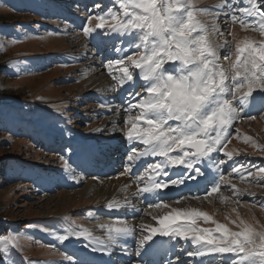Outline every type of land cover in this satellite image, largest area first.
I'll list each match as a JSON object with an SVG mask.
<instances>
[{
    "label": "rangeland",
    "instance_id": "obj_1",
    "mask_svg": "<svg viewBox=\"0 0 264 264\" xmlns=\"http://www.w3.org/2000/svg\"><path fill=\"white\" fill-rule=\"evenodd\" d=\"M230 1L235 4L236 9L240 8L238 0ZM86 2H91L90 11H85L81 5ZM102 2L103 0H0V237L9 236V232V237L13 238L11 241L0 240V247L5 248V253H0V260L4 257L6 264H22L20 259L26 260V264H69L65 257H71L72 254L69 252V255L65 248L61 249L64 241L61 242L58 237L70 236L65 242L75 243L81 239L76 234L82 233L83 229L86 234L106 240L107 229L104 225H99L100 228L97 226L99 220L105 218L102 219L96 209L106 206L95 188L97 185L87 189L85 180L76 187L63 186L61 180L66 177L64 159H68L73 167L67 157L71 147L59 137L60 133H51L53 128H48L43 133L39 127L37 132L34 130L43 114L45 116L39 122L42 128L53 122L51 117L56 119L57 115L62 114L77 134L86 132L94 137L97 133L110 138L109 134L106 136L95 129H102L103 125L111 124L112 121L99 117L102 107L96 98L85 101L93 93L96 95L99 87L106 83L109 86L113 83L120 89L118 80L122 74L119 73L118 66L113 67L111 72L107 68L112 55H109L108 50L90 46L96 39L106 44L109 35L96 30L88 38L82 31L88 14L95 15L107 10L94 7L103 6ZM221 2L222 0H188L190 10L205 27V34L210 41L214 45L227 46V49L217 48L218 64L223 70L230 71V41L234 56L236 44L242 45L245 39L250 41L248 33L258 42H264V34L259 31V26L255 30H244L240 22L243 15L238 11H234L237 19L231 26L227 25L228 21L220 14H211ZM46 3L49 5L44 11H40V7ZM23 6L29 7L25 10ZM74 21L78 24L75 25ZM95 22L94 19L91 21L93 27ZM234 26H240L243 32ZM136 39L131 37L121 42L127 48L126 45ZM255 44L258 46L257 42ZM114 48H110V51ZM131 54L136 55L135 52ZM226 56L228 59H225ZM93 59L96 60L95 63ZM116 59L112 60L113 64ZM12 60L13 64H9ZM3 61L8 63L5 65ZM91 63L94 64L90 65ZM136 114L137 110L123 112L118 119L122 123L121 127H126L125 121L129 115ZM21 119L24 120L23 125L19 124ZM43 120L52 121L43 126ZM52 125L59 128L64 138L63 124L59 126V120L56 119ZM233 129H236L235 135L228 140L224 153L240 155V158L235 159L236 166L224 164L228 167L225 170L228 179L227 182L223 181L224 188L219 196L171 206L182 209L181 211L193 207L234 231L239 230L236 227L239 219L252 224L257 230H264V173L259 171L264 168V114L235 119ZM32 134H35L34 137ZM49 134L52 135L50 139L43 137ZM71 136L76 135L71 133ZM47 143H62V151L47 150ZM136 146L138 151L145 148L138 142ZM124 162L125 165L130 163L126 159ZM135 162H131L132 171ZM241 166L243 168L239 174L232 171ZM69 170L74 178L79 176L76 168ZM249 171L251 175L248 174ZM148 174L149 171H146L144 175ZM144 175L137 179L141 178L142 181ZM117 176L111 179H116ZM106 180L98 182L109 183ZM134 180L136 175L132 178ZM131 185L132 183L125 192L121 191L123 194L119 195L121 192H118L114 197L122 200ZM153 210L157 213L151 210L148 212L155 214V217L145 213L146 217L138 223H141L139 241L148 234L151 225H157L156 218L166 216L171 211L168 206L163 208V205L153 207ZM106 222L123 224L121 221ZM12 224L15 227H11ZM214 227L211 220L201 222V228ZM73 253L77 252L73 250ZM188 263L189 260H186V264ZM244 264L251 262L245 261Z\"/></svg>",
    "mask_w": 264,
    "mask_h": 264
},
{
    "label": "snow or ice",
    "instance_id": "obj_2",
    "mask_svg": "<svg viewBox=\"0 0 264 264\" xmlns=\"http://www.w3.org/2000/svg\"><path fill=\"white\" fill-rule=\"evenodd\" d=\"M115 3L119 12L108 8L95 15L88 14L82 31L88 38L96 30H102L106 36L115 33L137 38L134 43L126 45L129 53L135 50V56H121L125 45L119 42V46L113 49L119 58L115 64L112 60L107 64L110 72L118 66L122 74L118 80L120 90L126 85L130 88L125 111L137 110L136 115H129L125 121L126 127L119 128L131 145L126 156L130 163L125 165L124 173L132 175L131 162L139 157L152 156L163 158L160 163L148 165L156 176H167L165 169L169 165L182 166L200 175V169L194 166L210 154L223 151L229 126L250 105L254 92H264V42L254 46L253 42L245 39L242 45L236 44L234 62H230V71H225L218 64L217 53V48L225 45H214L210 41L205 27L190 10L188 0H115ZM245 3L249 7L234 11L246 17H258L259 31L264 34V0H245ZM222 4L232 9L230 3L225 4L222 0ZM94 7L100 8V5ZM93 19L96 21L94 27L91 24ZM232 19L235 21L237 17L233 14ZM240 22L246 28H256L255 23ZM136 80L143 81L138 88ZM260 103L264 104V98ZM135 142L143 144L144 150L138 151ZM224 155L231 160L232 153L225 152ZM225 163V160H219L218 166ZM63 167L65 170L72 168L66 158ZM242 168L232 171L239 174ZM259 171L264 173V168ZM248 174L252 173L249 171ZM189 178L195 179V175ZM220 179L227 182L228 178L221 175ZM181 182L179 179L166 181L150 177L149 185L139 192L152 193ZM217 190L218 186L212 187L211 192ZM113 207V204H108L109 209ZM198 218L205 222L211 220L215 227H197ZM181 219L187 220L188 225L171 227ZM157 222L159 227H151L136 249L129 251L122 247V254L133 255L134 252L139 257L144 245L159 234L172 239L191 240L192 244L199 245L187 253L192 257H203L206 253L230 254L227 255L230 264H244L245 261L264 264V230H257L243 219L236 224L239 230L234 231L202 211L174 209ZM76 235L88 241L85 246L92 251L109 255L115 249L113 246L123 244L122 237L133 236L134 231L126 225L111 227L107 241L91 237L90 233ZM69 237L60 235L58 239L63 242ZM12 239L0 237L3 241ZM0 253H5V248L0 247ZM65 259L69 261L72 257L66 256ZM179 259L177 256L175 264ZM0 264H6L4 257ZM133 264L142 262L133 261ZM166 264H174L172 258Z\"/></svg>",
    "mask_w": 264,
    "mask_h": 264
},
{
    "label": "bare ground",
    "instance_id": "obj_3",
    "mask_svg": "<svg viewBox=\"0 0 264 264\" xmlns=\"http://www.w3.org/2000/svg\"><path fill=\"white\" fill-rule=\"evenodd\" d=\"M219 10H221V7L219 8ZM254 20H256V18L254 17ZM246 23H249L246 19L244 20ZM243 28H246V27H244L243 26ZM248 31V30H247ZM230 32V38H231V35H232V29L229 31ZM249 34V37H250V41L251 42H253V43H255L256 42V40L252 37V34L251 33H248ZM118 35V34H117ZM125 90V88H123V91ZM121 94H122V92H121ZM262 94H264V92H262ZM123 95V94H122ZM122 95H120L119 96V98H118V102L120 103L121 102V99H122ZM261 97V96H260ZM108 98H109V96L108 95H106V98L104 97L103 99L104 100H108ZM112 97H110L109 99H111ZM263 97H261V99H262ZM108 102H112V100H108ZM127 104H128V96H127V98L125 99V102H124V104H123V107H121L120 106V104L116 107V111L115 112H117V114H120V112L123 110V109H126V107H127ZM262 108H264V105H258V106H256V107H254V109H253V111L255 112V111H257V110H262ZM107 112H109V110L107 111ZM246 113L247 114H250V112L247 110L246 111ZM118 116L119 115H116V116H114L113 118H111V119H109V121H112L111 122V125H112V128H111V130L114 132L115 131V133H113V136H114V141L115 142H113V144H115L116 143V141L118 140V139H123L125 136H124V134L123 133H121L120 131H119V128H121L120 126H119V124L117 123V120H118ZM52 121V120H51ZM51 121H46V120H43V123H42V125L43 126H47L48 124L47 123H50ZM63 131H64V135H65V137L64 138H66L67 140H68V142L70 143V144H73L75 147H77L78 146V144H79V142H82V139L81 138H79V137H77V136H75V137H72L71 136V131H70V129L69 128H67L65 125H63ZM126 138V137H125ZM109 143V145H111V143L110 142H108ZM112 144V145H113ZM118 146V145H117ZM93 154V153H92ZM92 154H90V155H88L87 156V158H88V160H90V157H91V155ZM142 157V156H141ZM148 158H155V157H152V156H148V157H145L144 158V160L143 161H145V160H148ZM84 161V159L82 160V162ZM75 165H77L78 163L77 162H73ZM80 164V163H79ZM66 173H67V178L68 177H70V175L71 174H69V172L68 171H66ZM117 176V175H116ZM122 176V177H121ZM120 177H118L117 176V178L116 179H111V178H109V179H107L106 181H108L109 180V183H105L104 181H102V182H98V181H96V180H93V179H88L87 181H86V187H87V189H92V187L94 188L95 186V184L97 185V187H95V188H97L98 189V191L100 192V195L103 197V202L102 203H104V204H107V203H111V204H113L114 205V207L113 208H115V206L116 205H123L125 202V200L124 201H121V200H116V199H114L115 197V195L118 193V192H121V191H124V189H125V187L129 184V182H130V179H126L125 177H123V175H121ZM115 177V176H114ZM113 177V178H114ZM70 179H72V178H70ZM150 179V178H149ZM149 179H148V184H147V186L149 185ZM81 181H85L84 179L83 180H81ZM80 181V182H81ZM69 182V184L70 185H79V182L78 181H74V183H71L70 181H68ZM81 184V183H80ZM68 186V185H67ZM148 194H152V193H148ZM127 195H129V194H127ZM126 195V197H128ZM117 198V197H116ZM114 202V203H113ZM106 207H108V206H106ZM104 209V208H103ZM102 208L99 210V213L102 215H104V216H106V213L105 212H102V210H103ZM172 209V211L174 210V208L172 207L171 208ZM190 209H195V208H193V207H189V209H187V210H190ZM154 211V210H152V208H148L146 211V213L148 214V215H150V216H152V217H155V214H153V213H157L156 211H154L153 213H149L148 211ZM179 210H182V209H179ZM184 210V209H183ZM196 210V209H195ZM171 211V212H172ZM98 212V211H97ZM146 216V215H145ZM164 216V215H163ZM163 216H161V217H163ZM93 218H95V217H93ZM158 221V219H156V222ZM114 222H116V221H114ZM121 223H123V222H121ZM157 224H158V222H157ZM99 225L100 226H103V227H106L107 228V232H106V240L105 241H107V238H108V234H109V228H111V227H120V226H123L124 225V223L123 224H119V223H115V224H110L109 222H106L105 220L103 221V220H99V222H98V227H99ZM153 227H156V226H153ZM157 227H159V224H158V226ZM100 228V227H99ZM86 231V230H85ZM85 231H84V229H83V232L82 233H84L85 234ZM158 235V234H157ZM123 238V237H122ZM155 237H153V239H154ZM88 242V241H87ZM149 242V241H148ZM148 242L144 245V247H145V249H147L148 248ZM79 244H80V246L79 245H77V246H79V247H77V246H75V247H73V249H72V251L73 250H79V253H80V255L78 254H72L71 255V257H72V260H75V261H77V263H74V264H84V263H86V262H88L89 264H114L113 263V260H114V254H110V255H107V254H104V253H102V252H94V251H89V249H87L86 248V243H85V239H83V238H81V240L78 242ZM123 243V242H122ZM73 244H75V243H71V245H73ZM68 246V245H67ZM115 249H114V251H117V250H119L120 249V247H126V245H124V244H120V246H119V244L118 245H115V246H113ZM87 254H89L87 257L88 258H83V257H81V255H87ZM205 256H208V257H210V259H211V257H212V253H206L203 257H205ZM203 258L202 257H198L197 258V260H202ZM84 260H85V262H84ZM112 261V263H110ZM69 264H70V260H69Z\"/></svg>",
    "mask_w": 264,
    "mask_h": 264
}]
</instances>
